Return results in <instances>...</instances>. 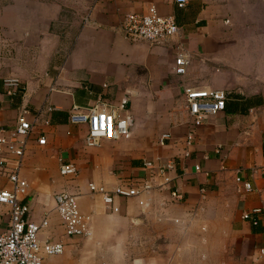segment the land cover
<instances>
[{
	"label": "crops",
	"instance_id": "0c3cea01",
	"mask_svg": "<svg viewBox=\"0 0 264 264\" xmlns=\"http://www.w3.org/2000/svg\"><path fill=\"white\" fill-rule=\"evenodd\" d=\"M11 1L0 9V127L14 124L21 105L51 107L45 145L30 141L19 171L31 220L45 216L46 235L63 245L42 264H250L252 255L251 264H264L255 251L264 245V0H188L180 9L172 0ZM150 5L173 17L178 34L162 44L124 40L115 27ZM177 47L190 58L182 77L171 72ZM10 77L21 97L4 94ZM183 86L227 93L224 110L195 129L187 158ZM99 99L112 106L125 99L134 124L127 139L85 148L86 127L68 124V112ZM163 133L171 139L159 146ZM139 144L150 145L148 156H138ZM156 156L174 160L171 186L181 199L156 188L106 205L89 191L90 183L111 190L143 177L142 160ZM60 162L75 166L74 179L58 175ZM236 175L249 192L236 191ZM1 189H10L4 176ZM61 191L90 215L88 237L62 236L52 200ZM254 208L262 219L251 226L240 214ZM7 221L0 206V230Z\"/></svg>",
	"mask_w": 264,
	"mask_h": 264
},
{
	"label": "built area",
	"instance_id": "2783aa9c",
	"mask_svg": "<svg viewBox=\"0 0 264 264\" xmlns=\"http://www.w3.org/2000/svg\"><path fill=\"white\" fill-rule=\"evenodd\" d=\"M178 9L183 8L188 0H172ZM84 22L86 19L83 20ZM120 36L128 42H148L162 44L178 34V26L172 16H161L154 6L150 5L141 14H128L115 27ZM189 55L177 47L171 72L182 77L189 65ZM4 94L9 98L21 97L20 83L16 78L2 80ZM186 108L188 130L183 137L182 156L189 157L188 148L192 145L194 131L208 119L224 110L227 93L224 90L208 87H187L181 89ZM126 100L121 99L117 106H112L99 99L95 104L80 108L72 105L67 116L68 124L84 125L86 134L83 138L85 148H94L103 140L116 141L127 139L132 124L131 115L125 110ZM51 107L30 111L26 105L18 108L14 124L0 127V176H4L10 189L0 190V206L7 208V225L0 230V264H42L47 257L60 255L63 245L60 240H52L46 235L48 227L44 216L33 221L29 215L28 204L22 203L20 195L26 183L19 177L22 157L30 141L37 146L45 145L42 127L50 123ZM68 134V132H66ZM171 139L168 133L161 134L156 143L164 146ZM141 168L146 172L141 178L121 179L111 190L88 184L91 193L100 196L103 204H111L114 198H131L156 188H168L170 197L181 199L182 196L172 188L171 173L175 169L174 160H163L159 157L144 159ZM199 171L198 166H194ZM62 178L74 179L77 175L73 164L60 162L57 169ZM234 184L238 193L251 190L250 183L235 176ZM54 211L59 219L62 236L66 238L89 236L91 217L78 209L75 195L66 191L55 193L52 197ZM262 210L254 208L242 212L240 219L251 226L261 221ZM264 221V219H262ZM258 257H264V245L257 249Z\"/></svg>",
	"mask_w": 264,
	"mask_h": 264
},
{
	"label": "rangeland",
	"instance_id": "374dc122",
	"mask_svg": "<svg viewBox=\"0 0 264 264\" xmlns=\"http://www.w3.org/2000/svg\"><path fill=\"white\" fill-rule=\"evenodd\" d=\"M36 1H40V2H44V3H50V2H52V3H55V4H57V5H61V3H65V0H36ZM12 1L11 0H0V9L2 8V7H4L5 5H7V4H9V3H11ZM62 9H68L67 7H63ZM62 17V16H61ZM68 19V21H69V18H67ZM71 23L73 24V27H72V33L70 34V36H72V35H74V33H75V30L77 29V27H79V25H80V23H79V19H76L75 20V22H72L71 21ZM132 123L134 124V122H133V119H132ZM130 134H131V129H130ZM130 136V135H129ZM159 137V136H158ZM158 139V138H157ZM155 142H156V140H155ZM150 145H148V144H146V145H137L136 146V150H138L139 151V153H138V156H143L146 152V150L148 149V147H149ZM145 152V153H144ZM146 156H148L147 154H145V157ZM144 158V157H143ZM259 247V246H258ZM258 247L257 248H255L256 250V253H257V249H258ZM256 260V257H255V255H252V258H250V260H249V263L251 264V263H254V261ZM246 264H248V262H247V260H246Z\"/></svg>",
	"mask_w": 264,
	"mask_h": 264
},
{
	"label": "trees",
	"instance_id": "16d2710c",
	"mask_svg": "<svg viewBox=\"0 0 264 264\" xmlns=\"http://www.w3.org/2000/svg\"><path fill=\"white\" fill-rule=\"evenodd\" d=\"M16 97H19V96H16Z\"/></svg>",
	"mask_w": 264,
	"mask_h": 264
}]
</instances>
